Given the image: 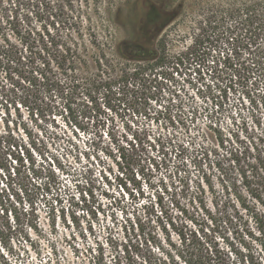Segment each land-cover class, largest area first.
<instances>
[{
    "label": "rangeland",
    "instance_id": "obj_1",
    "mask_svg": "<svg viewBox=\"0 0 264 264\" xmlns=\"http://www.w3.org/2000/svg\"><path fill=\"white\" fill-rule=\"evenodd\" d=\"M69 1L81 36L77 61L63 71L40 38L57 1L18 10V33L4 16L14 0H0V230L17 213L33 242L4 230L0 260L164 264L187 251L181 234L204 231L264 264V178L254 168L264 161V68L253 67L264 53L228 11L242 0ZM113 8L120 22L109 21ZM58 33L65 40L68 31ZM121 41L162 61L124 59ZM41 74L60 84L50 100ZM163 107L174 126L137 113ZM145 135L171 139L168 154L135 144ZM16 149L50 162V193L17 195L20 179L34 189L9 175Z\"/></svg>",
    "mask_w": 264,
    "mask_h": 264
},
{
    "label": "trees",
    "instance_id": "obj_2",
    "mask_svg": "<svg viewBox=\"0 0 264 264\" xmlns=\"http://www.w3.org/2000/svg\"><path fill=\"white\" fill-rule=\"evenodd\" d=\"M50 0H27V2H24L23 0H14L12 2L14 5L11 6V12L10 14H6L4 12V16L6 17V22L9 24V26L15 31H18V28L20 27V18H19V11L22 7L36 4L38 6V9L40 6H43L44 4H47ZM56 6L54 7V12L50 13L48 16V24L44 26V31L41 33L40 38L42 40V47L41 49L43 51L48 50L49 46L52 47V55L54 58L58 59L56 60L57 66L59 69H62L63 71L67 69H72L73 66L71 63H74L77 61L78 58V50L76 48V42H74V39H76L78 36H81L80 32V23H81V16L71 15L76 11L74 5L69 0H56ZM120 9L114 10V8L108 13L109 21L112 22H120L117 20L115 15L112 13L114 11L118 14ZM228 11L230 15H237L241 16L242 22L248 27H251L256 37L260 38L259 45L257 46L258 49H260V52L264 53V0H242V2L238 6L230 5L228 8ZM235 15V16H236ZM115 17V19H114ZM4 18V17H3ZM2 18V19H3ZM112 19V20H111ZM23 20V19H22ZM59 26V28H56L55 26ZM52 27V29H56L57 32L53 33L48 30V28ZM71 28V30H70ZM47 29V30H46ZM67 30L68 33L65 34L66 39L62 40V36L58 33L59 30ZM27 32H32L31 30ZM110 30L108 31V34L110 35V39L112 38V34ZM20 33V31H18ZM127 41H121V48L123 50V53L121 54L122 58L124 59H131L138 62H143L146 60H153L155 59L156 63H159L162 61V57L159 56H151L146 57L144 54V47L142 44L134 43L133 49L131 51L126 50L125 45ZM130 55V56H129ZM263 59V58H262ZM195 65H200L201 62L194 61ZM69 63V64H68ZM177 63V62H176ZM184 63V60L180 59L178 60L177 65L180 66ZM253 67L255 68H264V60H261L260 58L253 62ZM47 67L50 65L49 62H43V66ZM177 66V67H178ZM177 67L175 69H177ZM40 77L43 79V82L45 83L44 88L45 92L48 94L45 95V99L50 100L52 99V93L55 89H57L60 84L58 83H51L50 80L47 79L45 74H41ZM226 87V86H225ZM228 87V86H227ZM221 91V89H219ZM221 94H219L220 98ZM222 98V97H221ZM217 104V103H216ZM143 110H138L137 113H141L147 120H151L152 122L158 123L161 118H164L165 116H168V122L174 126V121L171 116V111L167 107H163V109H153L149 110L147 108H142ZM43 117H46V114H43ZM146 134V133H145ZM70 141V138L68 139ZM138 143L135 142V144L139 145L142 143L146 144L148 147H150L151 150H156L159 154L162 155V157H165L168 153L165 151L167 148L166 145H169L171 142V139L162 140L160 138L153 139V142H150L147 140V137L145 135V139L138 137ZM72 145V144H71ZM33 151L34 149L31 148ZM73 149V146L71 147ZM17 150V149H16ZM37 152L39 153L40 157L44 158V152L40 151L37 148ZM12 157L15 159V163H18L17 168L12 169V173L9 175L16 176L17 178H27L31 186L34 190L30 191L28 187H26V184L22 183L23 180L20 179V183L18 184V191L17 195H31L34 191L36 194L42 195L47 194L51 192V188L53 187L55 183L54 178V171L51 168L50 162L47 163V166H44L43 164H36V160L32 157V154L30 151H27L26 154H24V151H21V155L19 151L17 150V155H14L13 152ZM51 162L54 163L55 161L50 158ZM160 162L164 163V160L160 157ZM28 167H26L27 165ZM149 161L152 162V166L158 167V163L155 162L154 158H149ZM159 162V163H160ZM60 166V164H58ZM21 168V169H20ZM257 170V175H259L261 178H264V161H262L259 165L254 167ZM44 179L43 182H36V179ZM30 203L32 204V199L28 198ZM30 206V205H29ZM32 207V206H31ZM31 211V210H30ZM19 214L15 213L14 219H12L11 224H6V226H3V229L0 230V237L4 230L12 231V233L16 235H22L24 233V229L20 227V218ZM182 235V242L184 244L188 240V249L187 251L184 250L183 253H178V259L171 258L169 259V262L163 261L164 264H261L259 258L255 257L253 254H250L249 251L247 254H243L240 251H237L234 248H230V250H227L231 255L234 254L233 260L230 259L228 252L224 250L220 245H218L215 241H213L207 232H202V234H196L194 233V238L187 239V237L184 234ZM24 241L30 242V238L27 233L23 234ZM33 242H30V245H32ZM2 255H0V258ZM0 264H8L6 263V260L3 258L0 260Z\"/></svg>",
    "mask_w": 264,
    "mask_h": 264
},
{
    "label": "built area",
    "instance_id": "obj_3",
    "mask_svg": "<svg viewBox=\"0 0 264 264\" xmlns=\"http://www.w3.org/2000/svg\"><path fill=\"white\" fill-rule=\"evenodd\" d=\"M177 71V70H176Z\"/></svg>",
    "mask_w": 264,
    "mask_h": 264
}]
</instances>
